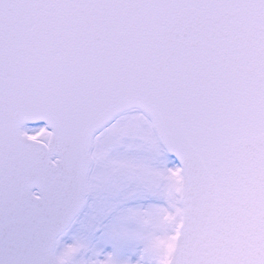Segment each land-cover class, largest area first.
<instances>
[{
	"label": "snow or ice",
	"instance_id": "obj_1",
	"mask_svg": "<svg viewBox=\"0 0 264 264\" xmlns=\"http://www.w3.org/2000/svg\"><path fill=\"white\" fill-rule=\"evenodd\" d=\"M0 264H264V0H0Z\"/></svg>",
	"mask_w": 264,
	"mask_h": 264
}]
</instances>
